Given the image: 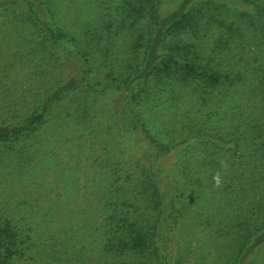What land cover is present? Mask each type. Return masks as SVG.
<instances>
[{
    "label": "rangeland",
    "instance_id": "1",
    "mask_svg": "<svg viewBox=\"0 0 264 264\" xmlns=\"http://www.w3.org/2000/svg\"><path fill=\"white\" fill-rule=\"evenodd\" d=\"M33 1L38 5V0ZM120 4L121 0L46 1V6L55 10L51 24L64 33L56 44L49 41L47 46L34 26L0 14V125L22 121L38 109L52 89L72 76L80 79L85 89L70 90L61 96L27 138L0 144V222L7 219L15 228L20 248L9 264H134L137 259L130 254L109 255L102 249L106 237L104 215L110 212L112 200L119 197L117 202L131 204L120 205L119 209L133 216L149 210L142 196L135 194L139 172L136 165L142 158L117 129L114 112L119 105L118 94L103 88L100 79L104 72L130 71L127 50L131 38L124 32L113 34V19L121 10ZM107 23L109 34L101 29ZM198 33L205 34L202 51L219 68L242 70L246 76L252 66L264 67L263 57L259 56L264 45L257 46L255 36L254 49L229 41L227 46L220 42L213 49L214 29L206 27ZM97 34L102 36L98 41ZM83 40L90 44L85 46ZM77 46L89 56L77 52ZM141 56L137 54L132 63ZM257 77L254 71V84ZM244 82H252L249 75ZM190 87L176 83L155 93L151 89L150 99L161 100L160 105L151 101V110L147 105L143 110L153 133L156 130L157 138L174 142L184 137L187 141L197 140L191 152L195 146H204L199 139L214 138L216 145H233V141L226 142L224 131L222 141L214 136L211 122L227 128L241 122L246 110L243 98L249 95L247 87L242 96L215 91L200 111L196 99L200 92L191 95ZM260 96L254 90V113L261 110ZM206 108L212 110L211 117L204 114L209 116ZM203 120L207 128L200 131L203 134L199 138L192 139ZM231 133L237 135L236 131ZM219 153L216 149L214 158L225 161V155ZM171 156L166 164L173 159ZM186 196L185 200L190 198ZM189 208L188 217L182 219L175 233L183 242L176 249L183 254L182 263L225 264L230 260L228 244L211 240L204 224L209 205L204 198L191 197ZM223 244L227 255L219 258L216 246ZM250 258L249 264H264V246ZM213 259L215 262H211Z\"/></svg>",
    "mask_w": 264,
    "mask_h": 264
},
{
    "label": "trees",
    "instance_id": "2",
    "mask_svg": "<svg viewBox=\"0 0 264 264\" xmlns=\"http://www.w3.org/2000/svg\"><path fill=\"white\" fill-rule=\"evenodd\" d=\"M46 1L49 0H38L37 5L33 0H0V14L34 26L45 46L49 41L56 44L64 33L51 24L55 10L50 5L48 8ZM121 1V10L113 19L116 24L113 34L124 32L131 38L127 50L130 71L104 72L100 79L103 88L118 94L119 105L114 112L117 129L129 140L134 153L142 158L136 165L139 172L134 183L138 188L135 194L142 196L149 210L142 216H133L119 209L120 205L130 207L131 204L117 202L119 197L112 200L110 212L104 215L106 237L102 249L109 255H135L134 264H183V254L176 250L183 244L175 234L176 228L188 217L190 198H204L210 207L204 223L209 228L208 236L211 240H219L218 244H228L230 260L225 264H249L250 257L264 246V67L252 66L246 76L242 70L219 68L202 51L205 34L200 36L198 32L206 27L214 29L213 49L220 42L227 46L228 41L254 49V36L257 46L263 47L264 0H171L170 4L168 0ZM108 25L101 27L106 34L110 33V28L109 32L106 29ZM101 37L95 36L97 41ZM83 41L85 46L90 44ZM76 51L89 56V52L79 46ZM139 53L140 60L132 63ZM259 56L264 62V49ZM254 71L258 74L255 84ZM248 75L252 82H244ZM176 83L191 86V95L200 92L196 98L199 101L197 111L215 91L221 95L230 91L232 96H242L247 87V94L253 98L249 95L243 98L246 110L241 122L228 128L211 122L214 125L211 130L216 129L214 136L222 141L224 131L226 142L233 141V145H216L214 138L199 139L204 146H195L191 152L189 149L197 140L187 141L184 137L174 142L170 138L156 137L157 132L153 133L143 110L146 105L151 110V101L153 105L161 104L160 99H150L151 89L159 91ZM77 88L83 89L81 80L72 76L52 89L38 109L22 121L0 125V144L33 134L50 107ZM254 90L261 95V110L255 113ZM206 109L209 116L204 114L211 117L212 110ZM200 123L192 139L199 138L203 134L200 131L207 128V122ZM235 131L237 135L234 136L231 132ZM216 149L221 151V157L225 155V161L214 158ZM172 154L173 159L166 164V158ZM217 173L221 181L219 186L213 180ZM186 195L190 197L187 200ZM225 205L234 208L228 209ZM18 244L15 228L7 219L1 221L0 264H9L15 258L20 252ZM224 244L216 246L219 258L227 255ZM142 257L147 261L141 260Z\"/></svg>",
    "mask_w": 264,
    "mask_h": 264
},
{
    "label": "clouds",
    "instance_id": "3",
    "mask_svg": "<svg viewBox=\"0 0 264 264\" xmlns=\"http://www.w3.org/2000/svg\"><path fill=\"white\" fill-rule=\"evenodd\" d=\"M213 180H214L215 184H216L217 186H219V184H220V182H221V181H220L219 173H217V175L213 177Z\"/></svg>",
    "mask_w": 264,
    "mask_h": 264
}]
</instances>
